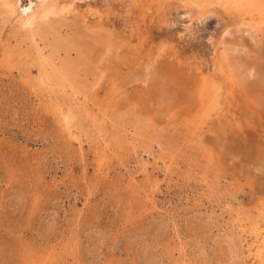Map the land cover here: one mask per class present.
<instances>
[{"label": "rangeland", "instance_id": "374dc122", "mask_svg": "<svg viewBox=\"0 0 264 264\" xmlns=\"http://www.w3.org/2000/svg\"><path fill=\"white\" fill-rule=\"evenodd\" d=\"M212 1L51 24L70 87L0 29V264H264V0Z\"/></svg>", "mask_w": 264, "mask_h": 264}, {"label": "bare ground", "instance_id": "6f19581e", "mask_svg": "<svg viewBox=\"0 0 264 264\" xmlns=\"http://www.w3.org/2000/svg\"><path fill=\"white\" fill-rule=\"evenodd\" d=\"M94 1H96V0H88V2H87V0H40L38 4H35L31 1L27 7L23 8L20 6V4L17 0H0V29H2V28L4 29V27L12 25L13 27L11 28V31L17 35H22V37H23L22 43L24 44V46L27 47V51H29V57L32 59H35L37 61V64L43 69H48L49 66H52V70L55 72V75H57V78L59 79V81H58L59 85L63 86V87H67V86L70 87L77 80V75H76L77 72H76V68H75L76 65H73L68 61H64L60 64L58 63L59 65H53L52 64L53 54L50 53L48 55H45V50L41 49L39 47V44L36 42L37 36L40 35L42 37L43 35L46 34L48 27L49 26L51 27V24L61 23L64 20H66L68 18V16L75 14V13H78V12L84 13L82 15V17L85 15H92V16L93 15H99L100 17H102L103 15H105L107 18H110L111 16L125 18L126 15H128L129 16L128 18H130L129 23H131V27H132V30H131V36L132 37L135 35L136 28L139 25L140 19H138L136 16L137 11H138L139 0H117L120 2L119 5H120V7H122L121 10L124 11L123 14L120 13L119 10H117L113 6V3L112 4L110 3V0H101V6L99 5L100 7L96 4V2L94 3ZM244 1L245 0H215V1H212V3H214V2L222 3V4H225L226 7L227 6H233V8H238V7L242 6ZM81 2H87V3L86 4L84 3L85 5L82 6L83 4H81ZM82 7H86V9L85 8L82 9ZM189 9H190V7H189ZM192 10H189L188 12H190V13L192 12L191 14H193ZM198 10H197L198 13L196 14L195 17H193L192 15L189 16L192 18L193 21H195L198 24L203 23L207 18H209L215 14H218L217 7H211V6H206V5L204 6L203 5L201 7V9H198ZM223 10H225V9L223 8ZM169 23L170 22L168 19L165 20L164 26H168ZM193 25L194 24L192 23L191 25H188L186 27V31L189 32L191 35L194 34V30H195V29H193L194 28ZM49 30H50V28H49ZM58 30H56V31H58ZM52 38L54 40L58 39V38H56V34H54L53 32H52ZM141 46L142 47L145 46V40L141 41ZM111 48H112L111 45H106L104 52L106 54L110 53ZM166 50H167V46H165V45L160 46L156 51L157 56L161 57L164 53H166ZM189 58L191 60L189 64H191V63L196 64L197 67H199L200 69H202L203 65H205V63H206L205 61H201V59L199 58L198 55H193ZM55 59L56 58H54V60ZM54 60H53V62H54ZM38 69H39V67H38ZM105 78H106V72L102 69H99V72L97 73V75L94 78V85L95 86L101 85L105 81ZM131 109L132 108L128 107L126 109L127 110L126 112H130ZM153 140H156V136H154ZM153 140H152V142H153Z\"/></svg>", "mask_w": 264, "mask_h": 264}]
</instances>
